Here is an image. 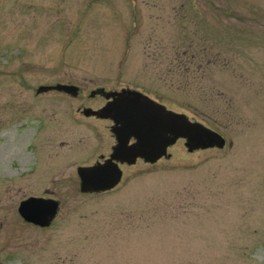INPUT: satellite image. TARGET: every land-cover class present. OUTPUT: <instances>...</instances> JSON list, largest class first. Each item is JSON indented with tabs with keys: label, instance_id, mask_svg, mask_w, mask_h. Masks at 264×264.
Here are the masks:
<instances>
[{
	"label": "rangeland",
	"instance_id": "obj_1",
	"mask_svg": "<svg viewBox=\"0 0 264 264\" xmlns=\"http://www.w3.org/2000/svg\"><path fill=\"white\" fill-rule=\"evenodd\" d=\"M186 49L198 94L160 78ZM56 84L80 94H37ZM99 88L147 93L226 145L180 139L83 193L77 168L115 144L79 111ZM31 196L60 200L50 227L21 218ZM0 264H264V0H0Z\"/></svg>",
	"mask_w": 264,
	"mask_h": 264
},
{
	"label": "water",
	"instance_id": "obj_2",
	"mask_svg": "<svg viewBox=\"0 0 264 264\" xmlns=\"http://www.w3.org/2000/svg\"><path fill=\"white\" fill-rule=\"evenodd\" d=\"M78 87L71 84L40 86L37 93L52 90L78 95ZM109 100L98 110L85 108V116L111 119V130L117 144L111 156L103 163L79 166L80 190L83 193H100L114 189L123 177L119 163L134 164L138 158L154 164L168 156V148L179 139L186 140L189 152L209 148H223L225 138L216 130L200 122L192 121L184 113L168 109L164 104L145 93L125 88L108 92ZM133 144H129L131 139ZM60 203L53 198L31 196L22 200L18 207L20 216L39 227H49L57 217Z\"/></svg>",
	"mask_w": 264,
	"mask_h": 264
},
{
	"label": "trees",
	"instance_id": "obj_3",
	"mask_svg": "<svg viewBox=\"0 0 264 264\" xmlns=\"http://www.w3.org/2000/svg\"><path fill=\"white\" fill-rule=\"evenodd\" d=\"M182 57L184 58L186 57L187 59L188 57L187 49L183 51V56L178 52H175V58L172 66H170V68L166 66L164 69H162L160 78L162 79L163 75L166 74L164 81L166 83H169L171 88L174 87L173 89L182 90L183 92L186 93L198 94L200 92L205 91L204 86H202L200 82L203 76H199L197 74L198 69L202 68L203 63L201 61L195 63L194 61L196 60L195 58L196 56L194 54L192 55V57H188V60L186 61L190 63L192 66H194V68H196L195 71L193 72L191 71L190 66L186 64H183V66L181 65L180 61ZM210 126L214 129L218 128L216 125L211 124Z\"/></svg>",
	"mask_w": 264,
	"mask_h": 264
},
{
	"label": "flooded vegetation",
	"instance_id": "obj_4",
	"mask_svg": "<svg viewBox=\"0 0 264 264\" xmlns=\"http://www.w3.org/2000/svg\"><path fill=\"white\" fill-rule=\"evenodd\" d=\"M112 91H114V90H106L105 88H99V89H97V90H94V91H92L89 95V97H90V99H95L97 96H99L101 99H103L104 100V102L100 105V106H97V107H84V108H79V111H81V113L83 114V110L85 109V108H91V109H95V110H97V109H100V108H102L106 103H107V101H108V99L106 98V94L108 93V92H112ZM52 92V91H51ZM58 92V91H57ZM79 94H80V90L78 91V95L77 96H74V97H78L79 96ZM96 118V119H99V120H104V121H107V122H109L110 123V127L113 125V122L110 120V119H101V118H97L96 116H90V117H88V118ZM110 130H111V128H110ZM115 138V137H114ZM133 142H135V140H131L130 141V143H133ZM115 144H116V139H115ZM115 144L112 146V149H113V147L115 146ZM112 149H111V153H112ZM111 153L109 154V155H107V156H105L104 154H101L100 155V157H99V159L98 160H96V163H98V162H104V161H106L109 157H110V155H111ZM140 160H142V159H137V161H136V163L138 162V161H140ZM142 161H144V160H142ZM135 163V164H136ZM134 164V165H135ZM120 166H121V168L123 169V167L124 166H133V165H129V164H127V163H124V164H120ZM124 171V170H123ZM42 197H45V196H42ZM45 198H53L52 196H49V197H45ZM56 199V198H55ZM58 200V199H57ZM59 202H60V200H58ZM60 204H61V202H60Z\"/></svg>",
	"mask_w": 264,
	"mask_h": 264
},
{
	"label": "bare ground",
	"instance_id": "obj_5",
	"mask_svg": "<svg viewBox=\"0 0 264 264\" xmlns=\"http://www.w3.org/2000/svg\"><path fill=\"white\" fill-rule=\"evenodd\" d=\"M226 221V224L229 226V225H231V226H233L232 224H231V221H229V219L227 220V219H225ZM235 226H236V228H234V229H239V224L237 225V224H234ZM225 245H226V240H225ZM224 257L222 258V260H225L228 256H229V254L228 253H226V254H224L223 255Z\"/></svg>",
	"mask_w": 264,
	"mask_h": 264
}]
</instances>
